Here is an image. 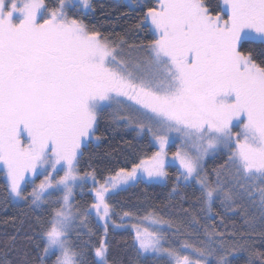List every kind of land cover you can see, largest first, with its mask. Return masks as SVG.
<instances>
[{
	"label": "snow or ice",
	"instance_id": "obj_1",
	"mask_svg": "<svg viewBox=\"0 0 264 264\" xmlns=\"http://www.w3.org/2000/svg\"><path fill=\"white\" fill-rule=\"evenodd\" d=\"M79 8L91 9L90 0H0V169L7 198L35 214L39 264L52 257L51 264H89L88 253L91 264H110L108 201L128 186L167 180L172 133L181 144L170 195L179 194L181 181H194L207 218L219 201L225 214L254 208L247 223L253 226L258 213L264 224V0H222L216 10L206 0H155L141 21L153 39L138 45L104 35L72 12ZM114 106L159 150L101 182L79 165L100 140L101 115ZM210 152L223 155L214 180L204 171ZM89 180L93 203L81 208L75 191ZM93 211L104 221L96 244L80 239L94 235ZM215 215L224 225L225 216ZM191 223L200 221L192 215ZM164 226L173 222L156 210L138 218V255H160L166 264H232L229 257L244 249L235 233L215 225H201L195 242L187 233L178 244ZM18 255L12 261L6 253L0 264H32L28 252Z\"/></svg>",
	"mask_w": 264,
	"mask_h": 264
},
{
	"label": "trees",
	"instance_id": "obj_2",
	"mask_svg": "<svg viewBox=\"0 0 264 264\" xmlns=\"http://www.w3.org/2000/svg\"><path fill=\"white\" fill-rule=\"evenodd\" d=\"M55 2L56 0H51V3ZM206 2L210 10H216L217 5L222 4V0H206ZM90 4L91 9L86 12L80 9H72V12L85 23L95 26L104 35L115 40L122 38L127 45L146 44L153 39L152 33L141 24V21L147 8L155 6V0H146L143 6L137 5L135 0H132V4L123 0H91ZM127 51L126 46L125 52ZM254 54L259 55L258 51ZM125 103L130 102L125 100ZM120 115H127V111L122 109L117 112L115 106L101 115L96 133L100 140L92 141L84 150L79 165L81 173L94 171L97 179L102 182L103 178L114 170L120 167L130 169L133 163H138L156 152V147L150 142V135L144 133L139 136L134 129L137 126L119 119ZM170 135L177 139L176 144L169 149L171 153H175L180 147L181 139L176 133ZM222 162L221 153L211 154L204 159V171L210 180L215 179L213 169ZM166 170L168 178L165 184L137 183L109 199L108 202L113 206L114 214L111 220L115 222V224L112 222L113 225H134L139 217H143L150 210H156L164 219L173 222L172 228L164 226L163 231L168 239L176 244L188 239L187 233H193L192 240L195 242L196 233L203 231L201 225H215L218 231L235 233L236 239L244 245V249L229 257L232 264H264V224H261L258 213L253 226L247 223L251 220V214L256 211L254 208H249L247 213L236 209L225 214L217 201L213 216L209 219L207 211L202 210L197 203L199 191L196 185L190 184L185 187L184 183L180 182L179 194L170 195L172 188L177 184L178 170L173 166H167ZM5 184L3 174L0 172V261L5 258L6 253L8 260H19L18 253L22 250L28 252L32 264H39L35 259L40 254L39 249L36 248L39 239L34 224L35 214L25 204L12 203L7 198ZM75 203L85 208L93 203V197L87 192L77 194ZM182 209H188L189 214H185ZM125 211L133 215L121 219ZM215 213L225 216L224 225H220V217ZM192 215L200 221L199 225H192ZM90 225L94 235H83L80 239L90 240L92 244H96L103 236L104 229L92 219ZM241 236L244 238L241 239ZM12 237H16L14 250H12ZM107 240L110 264H166V260L162 258L149 256L141 258L137 254L133 232L128 228L117 230L109 225ZM92 258L93 253H88L89 264ZM52 259L54 257L46 260L45 264H51Z\"/></svg>",
	"mask_w": 264,
	"mask_h": 264
},
{
	"label": "rangeland",
	"instance_id": "obj_3",
	"mask_svg": "<svg viewBox=\"0 0 264 264\" xmlns=\"http://www.w3.org/2000/svg\"><path fill=\"white\" fill-rule=\"evenodd\" d=\"M91 1V0H90ZM123 1H125V2H128V3H131L132 4V0H123ZM74 2L76 3V4H79L80 3V0H74ZM145 2H146V0H135V3L137 4V5H139V6H143L144 4H145ZM80 10H82V11H88L89 9H83V8H79ZM130 103H133V102H130ZM135 130H136V132H137V134L139 135V136H142V135H144V133H146V132H140L139 131V129H138V127H135L134 128ZM94 142H96V140H93ZM176 142H177V139L173 136V135H170V139H169V142L165 145V151L167 152V162H166V168H167V166H173V167H176L177 168V170H179V161H177V160H173V153H171L170 151H169V149H170V147L172 146V145H174V144H176ZM152 143H153V145L156 147V151H158L159 150V145L156 143V142H154V141H152ZM212 153L210 152L207 156H210ZM206 156V157H207ZM205 157V158H206ZM145 158H147V157H145ZM145 158H143V159H145ZM204 158V159H205ZM0 172H2V174H3V170L2 169H0ZM3 178H4V180H5V182H6V177L3 175ZM42 178V177H41ZM39 181L37 180V183H38ZM182 183H184L183 181H181ZM143 183H147V184H165L166 183V181H162V182H152V183H149V182H143ZM190 184H194L195 185V182L193 181V182H190ZM197 187H198V185H196ZM92 187V182H91V180H89L84 186H83V190L81 191V189L80 188H77L76 189V191H75V196H74V202H75V198H76V195L77 194H82V193H90L91 195H92V197H93V199H94V196H93V193H91L90 191H89V189ZM129 187V186H128ZM127 188V187H126ZM30 190V189H29ZM57 196H59L60 194L59 193H57L56 194ZM12 203H14V204H18V205H21V204H23V202H20V203H16V202H14V201H11ZM212 216H213V214H212ZM94 220L97 224H99V225H101L102 227H103V225H104V221H102V220H99L97 217H96V215H95V212L93 211V213H92V215L89 217V227H91V225H90V220ZM147 223V222H146ZM113 226L115 229H117V230H119V229H125V228H128V229H130L132 232H133V235H134V238H135V229L132 227L133 225H128V226H125L124 224H121V225H119V227H117L116 225H113L112 224V222L111 221H109V223H108V226ZM142 227L143 226H145V225H141ZM163 230H164V228H163ZM87 230L85 229L84 230V232H86ZM83 235H85V234H81V236H83ZM80 236V237H81ZM88 236V235H87ZM73 238H76L75 236H73ZM140 256H141V258H144V257H147V256H149V257H156V258H162V259H165L163 256H160V255H156V254H151V253H149V254H140ZM166 260V259H165Z\"/></svg>",
	"mask_w": 264,
	"mask_h": 264
}]
</instances>
